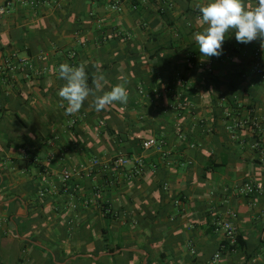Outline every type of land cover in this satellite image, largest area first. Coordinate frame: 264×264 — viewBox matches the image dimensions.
Segmentation results:
<instances>
[{"label": "crops", "instance_id": "crops-1", "mask_svg": "<svg viewBox=\"0 0 264 264\" xmlns=\"http://www.w3.org/2000/svg\"><path fill=\"white\" fill-rule=\"evenodd\" d=\"M36 1L0 0V264H97L109 256L99 264H192V256L198 264H264V195L239 193L249 181L264 186V155L253 148L258 134L236 126L258 119L264 140V83L254 72L257 52L264 65L260 41L239 43L232 32L219 57H203L193 35L202 30L196 5L207 0H167L172 8L155 0L135 11L126 0L119 13L110 0ZM62 63L84 64L89 76L99 70L103 91L127 80V103L97 112L89 97L67 114L58 96ZM68 116L79 120L75 128ZM179 125L185 142L175 135ZM152 137L165 140L167 157L141 148ZM120 154L141 157L143 174L117 168ZM69 169L75 176L65 192ZM148 211L154 219H144ZM231 212L244 246L215 262L219 224ZM102 239L126 246L96 257Z\"/></svg>", "mask_w": 264, "mask_h": 264}, {"label": "clouds", "instance_id": "clouds-1", "mask_svg": "<svg viewBox=\"0 0 264 264\" xmlns=\"http://www.w3.org/2000/svg\"><path fill=\"white\" fill-rule=\"evenodd\" d=\"M196 7L202 30L194 33L193 40L203 57H219L225 39L232 32L237 42L248 44L259 40L264 49V0H255L253 5L247 4L246 0H207V3L197 4ZM58 75L64 81L58 96L66 102V113L69 115L78 113L89 97H92V106L97 112L115 103H127V80L117 83L109 91H103L105 77L97 70L91 78L93 87H90L84 64L70 66L62 63Z\"/></svg>", "mask_w": 264, "mask_h": 264}, {"label": "built area", "instance_id": "built-area-1", "mask_svg": "<svg viewBox=\"0 0 264 264\" xmlns=\"http://www.w3.org/2000/svg\"><path fill=\"white\" fill-rule=\"evenodd\" d=\"M47 2L48 0H44ZM126 0H110L109 8L114 13H119L123 10V6ZM155 0H134V4L131 5V8L135 11L139 8V6H147L151 3H153ZM31 6H37L38 2L36 0H31ZM164 4L167 8H172V3L165 0ZM11 7V3H7L6 7L1 10L2 14H5L8 12V10ZM160 11H162L161 7L158 8ZM71 56H74V53H72ZM256 59L257 64L254 67L255 74L261 79V81L264 83V65L261 63V55L259 52L256 53ZM191 60V59H190ZM192 63V61H191ZM182 82V80H180ZM175 98H177L179 101V108H182L183 102L180 99L181 96H178L177 94L174 95ZM68 121L70 124V128H75L79 124V120L77 118H72L68 116ZM100 125L103 126L104 123L100 122ZM237 127H247L255 134H258V138H256L253 148L261 151V154L264 155V140L260 137V131H261V124L258 119L253 120H247V121H241L236 124ZM175 135L177 139H179L182 142H185L187 140V136L185 132L183 131L182 127L179 125L175 129ZM165 145L166 142L163 139H157V138H148L144 140L141 143V148L144 151H158L161 152L163 157H167L168 153L165 151ZM114 165L117 168H129L131 170V173L135 176H140L144 172L145 163L144 160L139 158H129L125 155L120 154L114 161ZM74 170H65L62 173L61 177V183L62 187L64 188V191L67 192L68 184L70 181H72V178L75 176ZM164 190L168 191V185H164ZM239 193L243 196H263L264 195V186L261 183H253V182H246L243 186L239 188ZM44 194V193H43ZM175 206H180L181 200L176 199L174 201ZM237 213L231 212L229 215V218L222 221L219 225L221 230L223 231V241L219 245V250L214 256V261H220L222 256L226 253H234L238 249V238L240 236L239 228L236 224L237 220Z\"/></svg>", "mask_w": 264, "mask_h": 264}, {"label": "trees", "instance_id": "trees-1", "mask_svg": "<svg viewBox=\"0 0 264 264\" xmlns=\"http://www.w3.org/2000/svg\"><path fill=\"white\" fill-rule=\"evenodd\" d=\"M163 50H165V48H161V49H159V51H157V52H162ZM154 53L153 55H150V59L151 60H154V59H156L157 58V55H158V53ZM75 55L74 56H72L73 58H75V56H76V53H74ZM159 56V55H158ZM113 65L115 64V63H112ZM112 64H109V65H105V67H104V69L105 70H107L108 68H111V70H113V68H112ZM115 70H116V68H115ZM114 71V70H113ZM92 75H90L89 76V81H88V83H89V86L90 87H93V85H92ZM107 133L109 134V131L107 130ZM139 142H137V141H134L133 142V144L135 145L134 146V149H136V146H137V144H138ZM162 187H163V185H159L158 187H157V189H158V191L160 192V194H161V200L162 199H164V197H163V195H162ZM170 206H172V208H174V206H173V204L172 205H170ZM168 207V206H167ZM167 207H165V208H159V212L158 213H156V216L158 217V216H164V214L167 212ZM149 213H146L145 214V217H144V219L145 220H147V219H154L155 217H154V215H151L152 213H151V211H148ZM104 213L106 214V216L109 218V219H111V218H114L115 217V215H114V212L112 211V209H110L108 206L107 207H105V209H104ZM141 222V219H138V223L139 224H141L140 223ZM174 239H175V237H174ZM159 240H162V239H159ZM180 242L182 241V239L179 237V239H178ZM177 241V240H176ZM164 245H169V241H164ZM173 246H175L176 244H172ZM126 245L125 244H123V243H118L116 246H111L110 245V243H108V240H106V239H102L101 241H97V240H95V256L97 257V256H99L100 255V253H114L115 251H117V250H121V249H123L124 247H125ZM242 246H244V242L242 241V239H241V237L239 236V238H238V247H242ZM168 247V246H167ZM218 250H219V247H218V249H217V251H216V253L218 252ZM169 251V249L167 248L164 252H162L161 254H160V260H161V262H163L166 258H167V256H168V254L166 253V252H168ZM119 256H121V257H123V259H125L126 261H130L131 259H132V256H133V253H130V252H120L119 253ZM116 256H109V257H103L101 260H100V262H98L97 264H99V263H102L103 261H108L109 259H111V258H115ZM181 259L180 258H176L175 259V262L176 263H178V264H181L180 261ZM91 261V260H90ZM197 261H198V259H197V257H194V256H192V264H198L197 263ZM122 261H120V260H117V263H121ZM122 264V263H121Z\"/></svg>", "mask_w": 264, "mask_h": 264}]
</instances>
